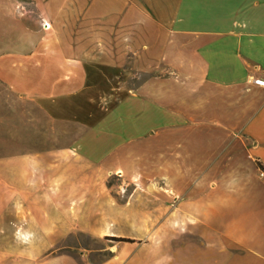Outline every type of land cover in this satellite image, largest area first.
I'll list each match as a JSON object with an SVG mask.
<instances>
[{
	"label": "crops",
	"instance_id": "crops-1",
	"mask_svg": "<svg viewBox=\"0 0 264 264\" xmlns=\"http://www.w3.org/2000/svg\"><path fill=\"white\" fill-rule=\"evenodd\" d=\"M124 1L94 50L41 18L39 47L0 55V264H264V0ZM127 60L147 80L93 115L90 79ZM10 98L70 144L6 154L32 136ZM77 233L133 243L98 263L50 252Z\"/></svg>",
	"mask_w": 264,
	"mask_h": 264
},
{
	"label": "rangeland",
	"instance_id": "rangeland-1",
	"mask_svg": "<svg viewBox=\"0 0 264 264\" xmlns=\"http://www.w3.org/2000/svg\"><path fill=\"white\" fill-rule=\"evenodd\" d=\"M124 4V0H0V55L16 51L17 48L26 49L28 47L29 49L31 47L35 49L39 47L40 43L47 38V33L43 32L46 30L42 28L41 18L51 23L56 22L60 37L66 44L68 42L89 45L90 49L94 50L95 42L102 36V33H106L99 28H110L111 25L119 23V19H121L119 11L125 9ZM122 18L129 21L130 16ZM39 22H41L40 28ZM107 33L109 34L110 31ZM112 33L116 38H123L129 34L128 31H112ZM121 66V72H116L117 76L92 77L90 79L93 115L97 114L94 112H106L109 105L118 96H129L131 90L136 89L147 80V77L137 74L135 71L137 67H134L130 60L123 62ZM8 103L12 111L30 115L12 120L11 130L19 133L20 130L24 132L29 129L32 136L29 139L24 136L21 140L20 134L11 136L10 142H7L10 145V150L6 154L42 152L70 144L71 141L55 140V138L61 139L64 135L66 136L65 127H60L59 135L56 137L48 120L42 114L37 113L34 108H30L29 105L22 104L14 98H10ZM8 117H10L9 114ZM97 121L98 118L97 120L92 118V123ZM74 133L73 136H77L79 132L74 130ZM191 144L190 148L186 146V149H189L186 151H193L194 143ZM1 145L2 143H0V155L3 154ZM171 147V150L177 153L184 151L180 150L176 143H172ZM125 183H127L126 180L120 175H110L106 180L110 194L118 198L120 202H124L132 192V187L126 186ZM109 244L101 238H92L77 233L60 240L50 252H53L54 255L70 256L75 260H79L82 255H85V261L98 263L108 258L109 255L104 250Z\"/></svg>",
	"mask_w": 264,
	"mask_h": 264
},
{
	"label": "trees",
	"instance_id": "trees-1",
	"mask_svg": "<svg viewBox=\"0 0 264 264\" xmlns=\"http://www.w3.org/2000/svg\"><path fill=\"white\" fill-rule=\"evenodd\" d=\"M261 170V169H259ZM106 242H109L110 244H119V243H133L130 240H126V239H118V238H104L103 239Z\"/></svg>",
	"mask_w": 264,
	"mask_h": 264
},
{
	"label": "built area",
	"instance_id": "built-area-1",
	"mask_svg": "<svg viewBox=\"0 0 264 264\" xmlns=\"http://www.w3.org/2000/svg\"><path fill=\"white\" fill-rule=\"evenodd\" d=\"M42 28L43 29H48L49 28V26L48 25H46L45 23H42ZM256 84H258V85H264V83H261V82H256ZM258 174H259V178L261 179V180H264V171L263 170H259L258 171Z\"/></svg>",
	"mask_w": 264,
	"mask_h": 264
},
{
	"label": "bare ground",
	"instance_id": "bare-ground-1",
	"mask_svg": "<svg viewBox=\"0 0 264 264\" xmlns=\"http://www.w3.org/2000/svg\"><path fill=\"white\" fill-rule=\"evenodd\" d=\"M49 29V28H48Z\"/></svg>",
	"mask_w": 264,
	"mask_h": 264
}]
</instances>
